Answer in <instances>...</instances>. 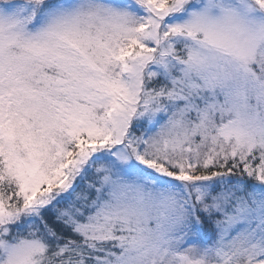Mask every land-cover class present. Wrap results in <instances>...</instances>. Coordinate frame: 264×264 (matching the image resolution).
I'll return each instance as SVG.
<instances>
[{
  "label": "snow or ice",
  "instance_id": "1",
  "mask_svg": "<svg viewBox=\"0 0 264 264\" xmlns=\"http://www.w3.org/2000/svg\"><path fill=\"white\" fill-rule=\"evenodd\" d=\"M0 264H264V0H0Z\"/></svg>",
  "mask_w": 264,
  "mask_h": 264
}]
</instances>
